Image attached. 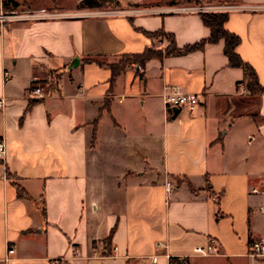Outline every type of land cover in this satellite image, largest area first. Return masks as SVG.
Here are the masks:
<instances>
[{"label":"crops","instance_id":"1","mask_svg":"<svg viewBox=\"0 0 264 264\" xmlns=\"http://www.w3.org/2000/svg\"><path fill=\"white\" fill-rule=\"evenodd\" d=\"M82 1L0 0L60 15L0 26V264H264L248 254L264 239V92L247 89L223 39L166 55L149 35L178 48L208 39L201 13L181 11L193 5ZM199 5L228 8L264 87V0ZM149 48L163 53L114 81L91 60ZM37 86L47 97L29 95ZM174 90L200 94L199 107H167Z\"/></svg>","mask_w":264,"mask_h":264},{"label":"trees","instance_id":"2","mask_svg":"<svg viewBox=\"0 0 264 264\" xmlns=\"http://www.w3.org/2000/svg\"><path fill=\"white\" fill-rule=\"evenodd\" d=\"M206 2H209V1H205L202 3H206ZM104 4H107V5L114 4L116 6H119V0H83L80 5L81 7H100ZM4 7L6 8V10L19 9L21 5L16 2H6L4 3ZM201 16H202V20L204 24L210 28L211 34L208 39H204L193 45H188L184 48H178L175 45V41L172 35L165 33L162 30L156 31L154 33H149V35L152 38L159 37V36H165L169 38L170 45L165 50L166 55L186 54L189 52H193L195 50L202 49L207 43H215L223 39L225 41L224 52L226 56L228 57L230 66L239 67L244 70L245 76L243 79V83L246 84L247 89L252 93L264 92V87H262L258 82V77H257V73L255 69L250 64L246 63L236 51L237 46L241 42L240 37L237 34L228 31L225 27V23L228 20V13L226 12H205V13H201ZM161 53L163 52L161 51L157 52L155 49L149 48L141 55L124 56L122 57L119 63H105L98 59H91V60L96 61L100 65L106 64L112 70V80L114 81L116 77L119 74H121V72H123L128 65L132 63L144 64L147 60L151 59L154 56H161ZM58 78L59 77L56 72L54 71L51 72V82L50 83L53 84L54 82L58 80ZM50 88H52V86ZM9 176H10V173H9ZM18 193L20 197H23V198L28 197V194L23 189L19 188Z\"/></svg>","mask_w":264,"mask_h":264},{"label":"built area","instance_id":"3","mask_svg":"<svg viewBox=\"0 0 264 264\" xmlns=\"http://www.w3.org/2000/svg\"><path fill=\"white\" fill-rule=\"evenodd\" d=\"M228 8H219L208 5H193L185 6L181 9L184 12H195V13H205V12H226ZM60 17L59 13L51 12L47 9L33 10V9H9L0 11V26H4L7 23L15 21H31L38 19H54ZM139 70H142L138 66ZM8 79V77H6ZM243 86V85H242ZM29 95L33 98H45L48 95V91L43 86H37L29 91ZM164 101L167 107H172L175 109H185L188 111H194L197 109L201 103V95L197 93H182L179 91H170L164 95ZM5 101L0 100V105H4ZM6 143L3 137H0V157L4 158L6 154ZM253 192H257L253 189ZM14 248L9 247V254L14 253ZM197 253L205 254L202 248L197 247L195 249ZM248 254L254 258L264 259V239H257L250 243Z\"/></svg>","mask_w":264,"mask_h":264},{"label":"rangeland","instance_id":"4","mask_svg":"<svg viewBox=\"0 0 264 264\" xmlns=\"http://www.w3.org/2000/svg\"><path fill=\"white\" fill-rule=\"evenodd\" d=\"M123 2H127V0H122ZM205 1H209L210 3H213L214 0H174L175 3H178L180 5H199V4H203L202 2H205ZM207 2V3H209ZM99 8H101L100 10H108V8H112L113 10L117 9L118 7L116 5H107V4H104L102 6H100ZM107 8V9H105ZM157 39H161V40H164L166 43H168V46L170 45V40L168 37H165V36H159L157 37Z\"/></svg>","mask_w":264,"mask_h":264},{"label":"water","instance_id":"5","mask_svg":"<svg viewBox=\"0 0 264 264\" xmlns=\"http://www.w3.org/2000/svg\"><path fill=\"white\" fill-rule=\"evenodd\" d=\"M80 61H79V58L76 57L72 62L71 64L69 65V68L68 69H72V68H75L79 65Z\"/></svg>","mask_w":264,"mask_h":264}]
</instances>
